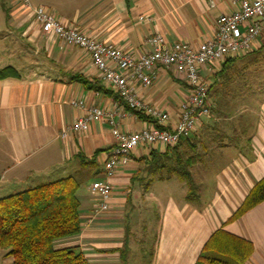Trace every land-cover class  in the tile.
Masks as SVG:
<instances>
[{"label": "crops", "instance_id": "crops-1", "mask_svg": "<svg viewBox=\"0 0 264 264\" xmlns=\"http://www.w3.org/2000/svg\"><path fill=\"white\" fill-rule=\"evenodd\" d=\"M31 1L28 0L32 7H44L85 36L134 57L151 51L148 40L154 36H160L165 46L186 42L197 48L212 37L217 17L234 10L231 0ZM263 42L260 37L254 47ZM0 55V69L10 66L18 74L16 78L0 80L3 192L32 188L36 186L32 178L52 169H61L60 174L72 172L81 180L87 175L92 177L91 182L100 180L104 176L103 161L114 146L113 124L122 133L138 132L148 124L130 113L116 92L103 84L87 52L42 34L31 12L19 0L6 10L0 8ZM73 75L96 81L110 93L87 90L70 80ZM199 75L206 82L209 72L202 68ZM133 87L140 102L169 116L168 127L177 122L178 106L187 88L172 71L156 66L150 87ZM74 101L82 102L83 107H74ZM91 107L102 110L104 119L90 124L84 133L72 132L62 138L63 130ZM255 116V120L244 124L250 139L215 149L214 161L221 162L213 173L215 189L209 202H186L185 188L176 178L159 181L175 180L180 185L175 197L168 195L162 202L154 199V192H162V188L152 190V183L147 188L143 182L130 184L129 179L137 175L149 153V148L139 147L130 155L129 164L111 179L106 212L93 215L94 198L89 187L80 192V233L60 241L56 247H76L89 264H122L126 206L130 205L132 214L138 205L152 209L153 204L156 227L151 236L154 242L150 264H194L211 233L226 222L254 183L264 176V101ZM200 127L201 124L195 133ZM195 133L189 136L193 142L199 139L193 138ZM151 148L164 151L160 146ZM197 167L198 163L191 172L196 173ZM224 230L252 243L253 252L245 264H264V201L225 225Z\"/></svg>", "mask_w": 264, "mask_h": 264}, {"label": "trees", "instance_id": "trees-1", "mask_svg": "<svg viewBox=\"0 0 264 264\" xmlns=\"http://www.w3.org/2000/svg\"><path fill=\"white\" fill-rule=\"evenodd\" d=\"M259 72L264 73V42L242 57L225 58L208 75L209 117L205 118L211 120L204 127L212 133L214 131L212 139H227V144L232 145H236L239 139H250L244 127L253 111L248 101L259 97L255 110L264 101V83L263 78L258 76ZM17 75L10 66L0 69V80L16 78ZM70 80L87 90L110 93L98 82H89L80 75H73ZM129 111L138 120L163 129L141 111ZM234 115L237 120L229 122ZM224 126L228 127L229 134L222 133ZM193 141L189 136L181 138L175 146L166 147L163 152L150 147L143 167L129 179V183L143 182L147 188L154 180L176 178L185 188L184 200L198 202L196 191L200 183L193 177L191 168L198 163L200 156L195 155L196 144ZM100 152L96 151L94 156ZM80 187L81 179L70 175L1 197L0 253L11 257L13 264H89L76 247H56L60 241L80 233ZM263 201L264 176L254 183L226 222L211 233L194 264H245L253 252L252 243L228 233L224 226L238 220Z\"/></svg>", "mask_w": 264, "mask_h": 264}, {"label": "built area", "instance_id": "built-area-1", "mask_svg": "<svg viewBox=\"0 0 264 264\" xmlns=\"http://www.w3.org/2000/svg\"><path fill=\"white\" fill-rule=\"evenodd\" d=\"M19 1L31 12L42 34L54 36L68 46L87 52L103 84L116 92L124 106L129 110L141 111L163 127L157 129L148 123L138 132L122 133L113 124L114 146L103 161L104 176L93 181L89 188L95 196L93 215L109 209L112 193L110 181L119 169L129 164L130 155L137 148L173 147L181 138L195 133L202 118L209 117L208 85L200 78V69H206L211 74L225 58L242 57L255 49L254 44L260 37L264 39V0H231L234 10L217 17L212 37L197 48L186 42L165 46L160 36H154L148 40L151 51L137 57L85 36L76 28L60 22L42 6L32 7L28 0ZM209 5L213 7V2L210 1ZM156 66L172 71L187 88L178 106L177 122L169 128V116L140 102L133 87H150L155 79ZM72 105L83 107L82 102L74 101ZM104 117V112L99 108H88L83 117L63 130L61 137L72 132L84 133L90 124Z\"/></svg>", "mask_w": 264, "mask_h": 264}, {"label": "rangeland", "instance_id": "rangeland-1", "mask_svg": "<svg viewBox=\"0 0 264 264\" xmlns=\"http://www.w3.org/2000/svg\"><path fill=\"white\" fill-rule=\"evenodd\" d=\"M16 2V0H0V8H3L6 10L7 8L11 7L13 2ZM31 1V0H29ZM32 2V1H31ZM34 3V2H32ZM1 59V55H0ZM1 67V64H0ZM261 78H263L264 83V73L259 72L258 73ZM208 83V80H206ZM264 87V84L262 85ZM260 99L258 98H252L248 101V105L253 107V111H251L250 118L248 119V122H251V120H254L255 117V109L254 107L257 105V102H259ZM241 112V111H240ZM254 116V117H253ZM210 121L209 118L202 119L201 127L198 129V131L195 133L193 138H199L196 142V150L195 155L200 156L198 160V167L195 170L196 173L192 172L193 177L196 179H199L197 183H200V185H197L198 190L196 193L198 194V202L200 203H207L210 201L211 194L214 192L215 189V175L213 174L217 169L221 162V160L216 159L214 161L213 153L216 152V148L222 147L223 145L227 144L228 140L224 139L222 141L214 138V131L213 133L206 129L207 127H204V124H208L207 121ZM237 120L236 116H232L229 118V122ZM215 122H220L217 120H214ZM223 134H229L230 131L228 130V127H222L221 129ZM211 136H213L211 138ZM212 139V141H211ZM221 144V145H220ZM232 145V144H227ZM227 147V146H226ZM216 149V150H215ZM40 154V153H39ZM38 155V154H37ZM61 169H52L48 173L44 175H40L39 177H34L31 179V182L34 183V185L44 184L47 182L54 181L56 179H59L60 177H66L70 174H60ZM192 171V168H191ZM61 175V176H60ZM92 177L87 175L81 180V187L80 192L85 191L86 187L90 188ZM195 182V184H197ZM89 185V186H88ZM178 186L179 183L175 180L170 182L161 183L157 180H154L152 182L151 188L152 190H156L159 188H162V192H154V194L157 195L156 198H154L156 201H164L168 195H172L175 197V195L178 194ZM181 188V187H180ZM23 190L27 188H21ZM23 190H17V191H9V192H3L0 190V198L14 194ZM182 190V189H181ZM194 191V190H192ZM90 195L95 198L94 194L89 190ZM173 198V197H172ZM152 202V201H151ZM151 207L143 209L138 205V207H135L132 214H129L130 205L128 204L126 206L125 216L123 217V229L125 231V238L123 240V258H122V264H150L151 256L150 251L152 250L154 239L151 238V236L154 235V226L156 227L154 221H155V214L154 211H156V207L152 204ZM0 264H13V259L11 257H4L2 253H0Z\"/></svg>", "mask_w": 264, "mask_h": 264}]
</instances>
